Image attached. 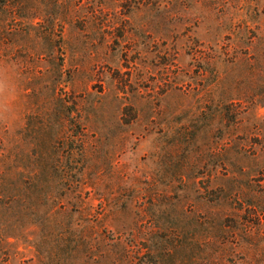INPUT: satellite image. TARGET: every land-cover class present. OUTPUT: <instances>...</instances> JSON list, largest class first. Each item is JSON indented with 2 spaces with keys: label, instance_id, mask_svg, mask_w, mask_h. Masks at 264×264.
Listing matches in <instances>:
<instances>
[{
  "label": "rangeland",
  "instance_id": "374dc122",
  "mask_svg": "<svg viewBox=\"0 0 264 264\" xmlns=\"http://www.w3.org/2000/svg\"><path fill=\"white\" fill-rule=\"evenodd\" d=\"M4 5L0 264H264V0Z\"/></svg>",
  "mask_w": 264,
  "mask_h": 264
},
{
  "label": "trees",
  "instance_id": "16d2710c",
  "mask_svg": "<svg viewBox=\"0 0 264 264\" xmlns=\"http://www.w3.org/2000/svg\"><path fill=\"white\" fill-rule=\"evenodd\" d=\"M3 1V5L4 2H6V0H1ZM3 9H8V6L5 4L4 6H2ZM11 9V8H10ZM10 13V12H9ZM48 13L47 7H41L38 9V13L37 16L38 18H40L41 20L46 21L47 17L46 14ZM49 16H51V12L48 13ZM49 21V20H47ZM49 25H53V22L50 21ZM45 31H47L45 29ZM241 62L244 66V71L248 77L249 80V84L247 86V88H244L241 93L243 94L244 97L246 98H251L255 95L257 96V99L259 104H264V52H259L257 54H244L241 57ZM262 63L263 66H259ZM257 80L259 82H257ZM257 87H259V90L257 92H253V89H257ZM247 101V100H246ZM251 101V100H250ZM231 103V102H230ZM253 101H251L250 104H252ZM224 112L222 113V115H229V117L231 118V121H237L235 120L236 118L232 115H234L236 113V110H233L230 108V104L227 103L224 106Z\"/></svg>",
  "mask_w": 264,
  "mask_h": 264
}]
</instances>
